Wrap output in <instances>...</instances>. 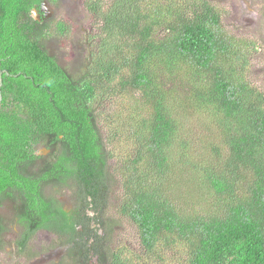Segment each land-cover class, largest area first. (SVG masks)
<instances>
[{
	"label": "trees",
	"instance_id": "obj_1",
	"mask_svg": "<svg viewBox=\"0 0 264 264\" xmlns=\"http://www.w3.org/2000/svg\"><path fill=\"white\" fill-rule=\"evenodd\" d=\"M44 1L57 0H0V249L15 222L21 249L47 230L74 264H264L254 45L228 36L206 0H87L99 35L86 70L71 71L52 48L69 28L32 16ZM136 95L144 113L105 119L110 100ZM189 108L216 119L221 144L199 150ZM116 185V213L138 233L130 258L109 245Z\"/></svg>",
	"mask_w": 264,
	"mask_h": 264
},
{
	"label": "rangeland",
	"instance_id": "obj_2",
	"mask_svg": "<svg viewBox=\"0 0 264 264\" xmlns=\"http://www.w3.org/2000/svg\"><path fill=\"white\" fill-rule=\"evenodd\" d=\"M86 1L57 0L55 3L50 2L47 4L46 12L51 27L57 30L59 24H63V26L65 25L69 28L62 36H56L57 33L53 34L52 48L59 55L60 61L70 67L71 71H73L72 65L77 64L81 66L77 71L86 70L85 64L91 49L88 37L96 34L99 35L98 26L84 5ZM104 1L107 2L109 0ZM208 1L211 2L212 0ZM222 1L220 0L221 3H219L213 0L211 5L215 11L221 12V26L228 33V36L254 45V51H251L252 54L247 62L246 79L250 85L264 93V0ZM36 19L38 20V17ZM188 68L190 67L186 65L181 66V76L188 73ZM183 85L190 84L184 82ZM185 91L189 94V90L186 89ZM139 97L138 95L135 98L124 96L123 98L110 100L112 102H105L104 105L110 102L105 109L106 112H104L105 119L109 120L111 115L117 114L121 116V121H123L131 118L138 112L144 113L140 106L134 113L135 108H138L136 103L140 100ZM185 115L189 119L186 128L192 129L196 146L199 150L205 151L209 148L208 145L211 146L215 142L221 144L217 126L214 122L216 119L213 118L212 120L211 116L206 112L197 114L192 108H189V111ZM110 163L112 164L113 162ZM110 194L109 209L106 215L109 221H114L111 222L114 225L109 241L110 249L121 250L124 257L130 258L138 250L137 229L130 221L116 213L122 196L120 187L118 185L113 187V192ZM179 206L184 209L186 207L185 200H182ZM187 208L190 209L192 207L188 205ZM194 208L200 209V205L194 206ZM17 227L15 222L7 225L9 230L7 229V234L5 235L4 250H1L0 258L3 262H0V264H33L36 261L38 264H74L73 257L69 256L66 251H59L55 255L53 254L55 248L59 247L61 243L52 234L45 232H39L34 236L26 253L31 248L37 255L34 258L29 257L26 260L15 244L18 236L21 234V230ZM51 242L52 244H50ZM42 254L43 256L41 257Z\"/></svg>",
	"mask_w": 264,
	"mask_h": 264
},
{
	"label": "flooded vegetation",
	"instance_id": "obj_3",
	"mask_svg": "<svg viewBox=\"0 0 264 264\" xmlns=\"http://www.w3.org/2000/svg\"><path fill=\"white\" fill-rule=\"evenodd\" d=\"M207 2H209L208 0H206ZM213 1V0H212ZM212 1L210 2V3H212ZM215 2H219V3H221L220 2V0H214ZM224 1H227V0H223L222 2H224ZM47 2L46 1H44L42 4H41V6H40V8L38 9V10H33L32 11V16L34 17V13L36 12L37 13V15H38V18L40 19V18H42L43 20H47V19H49L48 18V16H47ZM45 5H46V7H45ZM49 153V151L47 150V149H45V148H43V150H38L37 152H36V155H45V154H48ZM57 197H59V196H57ZM65 199V200H64ZM60 200H62L63 202H65V205H64V209L66 210V211H70V207H74V204H75V202L73 201V200H71L70 199V196H68V195H66L65 197H63V198H60ZM67 201V202H66ZM71 204V205H70ZM19 230V229H18ZM21 230V229H20ZM39 232H45V233H48V234H52L54 237H58L56 234H53L52 232H50V231H47V230H38L37 232H36V235L39 233ZM4 233H5V231H4ZM23 232H22V230H21V234H22ZM7 234V232L4 234V239L6 238V235ZM52 238V237H51ZM32 241V240H31ZM31 241L27 244V247H26V249H21L20 247H19V245H18V243L17 242H15V244H16V246L18 247V250L20 251V253L22 254V256H25V258H26V260L30 257V258H34V257H36V255H37V253L35 252V251H32V249L31 248H29L28 250H29V252H27L26 253V250H27V248H28V246H29V244H31ZM50 244H52V242L50 243ZM60 247V248H59ZM59 247H56L55 248V252L53 253L54 255L56 254V252H59V251H61V252H64V251H66L67 250V246H63L62 244H60V246ZM62 248V249H61ZM1 250H4V249H0V254H1ZM43 256V254L41 255V257ZM0 262H3L2 261V259L0 258ZM2 264V263H1Z\"/></svg>",
	"mask_w": 264,
	"mask_h": 264
},
{
	"label": "water",
	"instance_id": "obj_4",
	"mask_svg": "<svg viewBox=\"0 0 264 264\" xmlns=\"http://www.w3.org/2000/svg\"><path fill=\"white\" fill-rule=\"evenodd\" d=\"M45 7H46V5H45ZM1 81V80H0ZM1 86H2V83L0 84V90H1ZM1 100H2V95H1V91H0V102H1ZM33 264H38V262L36 261L35 263H33Z\"/></svg>",
	"mask_w": 264,
	"mask_h": 264
},
{
	"label": "clouds",
	"instance_id": "obj_5",
	"mask_svg": "<svg viewBox=\"0 0 264 264\" xmlns=\"http://www.w3.org/2000/svg\"><path fill=\"white\" fill-rule=\"evenodd\" d=\"M36 17H38V15H37V13L35 12L34 13V17L33 18H35L36 19ZM39 19V18H38Z\"/></svg>",
	"mask_w": 264,
	"mask_h": 264
}]
</instances>
